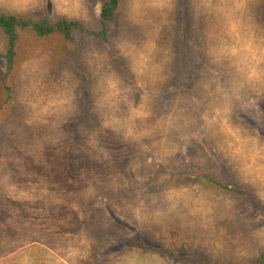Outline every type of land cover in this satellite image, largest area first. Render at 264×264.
<instances>
[{
    "label": "rangeland",
    "instance_id": "1",
    "mask_svg": "<svg viewBox=\"0 0 264 264\" xmlns=\"http://www.w3.org/2000/svg\"><path fill=\"white\" fill-rule=\"evenodd\" d=\"M178 6L121 0L105 43L23 35L11 112L0 33V264H264V0H188L189 86L176 84ZM100 8L0 0L91 31ZM204 174L259 207L192 181Z\"/></svg>",
    "mask_w": 264,
    "mask_h": 264
},
{
    "label": "trees",
    "instance_id": "2",
    "mask_svg": "<svg viewBox=\"0 0 264 264\" xmlns=\"http://www.w3.org/2000/svg\"><path fill=\"white\" fill-rule=\"evenodd\" d=\"M187 3L188 0H179L178 6V32L175 44L177 86H189L193 72L190 22L187 12ZM120 5L121 0H101L99 15L100 28L98 31H91L83 23L76 20H69L64 17L55 21H50L44 17L14 15L7 11L0 10V33L5 41L4 100L1 110H8L11 112L16 109L13 88L9 75L18 61L19 45L23 35L28 34L39 40L60 37L65 42L71 44H74L76 35H85L95 38L101 43H105L116 20ZM72 66L74 76L78 82V95L83 96L86 94L88 80L76 54L73 55ZM83 101L85 102V99ZM192 181L209 188L231 193L237 197L246 198L250 200L254 206L259 207V203L256 199L250 197L244 190L232 186L226 180H217L210 175L204 174L196 175ZM138 248L142 251L168 255L170 258L173 257V255L166 250L144 248L143 246H139ZM199 264L203 263L199 262Z\"/></svg>",
    "mask_w": 264,
    "mask_h": 264
}]
</instances>
